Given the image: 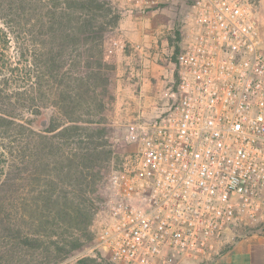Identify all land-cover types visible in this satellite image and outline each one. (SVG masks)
Here are the masks:
<instances>
[{
  "label": "built area",
  "instance_id": "2783aa9c",
  "mask_svg": "<svg viewBox=\"0 0 264 264\" xmlns=\"http://www.w3.org/2000/svg\"><path fill=\"white\" fill-rule=\"evenodd\" d=\"M110 1L131 17L181 0ZM260 2L186 0L182 18L161 28L154 55L174 75L155 113L127 125L119 140L133 147L108 174L94 210L99 260L210 264L263 221Z\"/></svg>",
  "mask_w": 264,
  "mask_h": 264
},
{
  "label": "trees",
  "instance_id": "16d2710c",
  "mask_svg": "<svg viewBox=\"0 0 264 264\" xmlns=\"http://www.w3.org/2000/svg\"><path fill=\"white\" fill-rule=\"evenodd\" d=\"M108 4L105 0H67L65 6L54 3L41 12L48 21L47 28H43V16H38L41 28L31 30L33 50L28 48L27 54L24 43L18 37L15 39L21 50L20 56L25 57V68H20L21 64L1 68L16 76L24 74L25 79L20 81L28 86L26 91L8 93L3 86L9 84V78L6 74L0 77V154L22 153L7 148L11 144L17 145L18 139L33 140L35 155L49 153L56 157L64 145L68 147L69 156L58 162L55 160L56 169L61 168L77 178L79 184L83 183L85 171L94 178L104 163L107 164L111 150H105L101 140L113 129L108 117L114 113L117 73L116 55L106 48L105 34L109 22L116 24L120 17L116 13L110 21L97 20V10L105 12ZM1 5L0 19H4L5 7ZM28 5H31L29 0H16L12 25L21 23L20 18L27 12ZM110 9L112 6L108 7V15ZM6 23L9 26L11 22ZM9 27L7 30L15 32L13 26ZM3 32L6 43H9L12 37L8 31ZM49 106L55 108L56 114L44 130L38 131L33 126L35 119L43 108ZM45 140L47 145L43 144ZM83 191L80 192L82 197L85 195ZM51 194L42 196L41 201L31 208L22 206L14 210L0 206V237L8 238L10 244L40 249L46 216L63 219L67 215L52 205ZM84 205H78L71 214L81 230L93 220L91 205ZM13 214L17 217L15 224L11 222ZM76 247L79 244H73L66 250V255ZM13 259L10 248L0 252V264H11Z\"/></svg>",
  "mask_w": 264,
  "mask_h": 264
},
{
  "label": "rangeland",
  "instance_id": "374dc122",
  "mask_svg": "<svg viewBox=\"0 0 264 264\" xmlns=\"http://www.w3.org/2000/svg\"><path fill=\"white\" fill-rule=\"evenodd\" d=\"M105 1L109 3L105 6V12L97 10V20L99 21H110L112 16L116 14L113 9H110L111 15H108V7L110 8L111 1ZM15 2L16 0H0L1 6L5 7L2 12L4 19H0V70L2 69L1 66L15 67L19 64H21L20 68H25L23 65L25 63V57L20 56L21 50L18 49L15 39L18 37L20 42L24 43V48L28 54V48L33 50L31 46V30L41 28L37 22L38 16H43L45 22L43 28H47L48 21L41 12H45V8L54 3L65 6L67 0H40L39 3H37L38 0H29L31 5H28L29 8L25 14L22 13V17L20 18L21 23L12 25L13 14L16 8ZM182 2L185 3L186 0H181L177 5L167 8L163 12H152L147 16L140 14L131 17L120 16L116 24L109 22L107 25L108 30L105 34L106 48L110 49L108 43L111 37L115 36L113 31L116 28L152 29L173 26L184 14L186 6L184 4L182 5ZM10 10L11 13L9 14ZM77 15L78 17L81 16L80 14ZM257 17L262 32L261 44L264 48V0H261L259 4ZM6 22H11L9 26H13L12 28H15V32H11L9 29L7 30V28L11 27ZM4 30L8 31L9 36L12 37L9 43H6ZM3 74H6V77L9 78V84L3 86L6 92L14 93L27 90L28 83H22L20 81L25 79L24 74L22 76H16L11 71L5 70V68L0 71V77H3ZM115 104L116 100L113 106L114 113L108 117L112 122L113 129L101 140L104 143V149L111 150V154L106 160L107 164L104 163L101 170L99 172L97 171L95 177L93 176L94 178L90 176L91 173L85 171L86 175L83 177L82 184H79L77 178L68 175L61 168H59L60 170L56 169L55 160L58 162L64 160L65 156H69L68 147L64 145L61 146V152L59 151L56 157L49 153L35 155L33 152L35 145L33 140L18 139L19 143L17 145L11 144L7 148L8 150H21L22 153H18L17 151L15 153L13 151V153L6 152L3 155L0 154V206H9L14 210L22 206L31 208V206H35L41 201L40 198L42 196H47L52 193V205L58 206L61 208L60 210L67 213L63 219H55L52 215L46 216V222L43 228L45 235L40 249L27 248L20 244L15 245L12 243V245L8 238L0 237V252L10 248L14 254V259L11 264H96L99 251L96 247V233L93 220L87 225V228L81 230L76 226V221L71 214L73 209L77 208L78 205L85 206L84 204H90L94 217L95 208L103 200L104 184L108 174L120 163L125 151L133 147H128L129 144H122L119 141L126 132V126L114 125ZM55 114L56 110L53 106L43 108L41 114L35 119L34 128L38 131L44 130L50 118ZM43 144L47 145V141L45 140ZM45 151L48 152L47 149ZM82 189L85 192L84 197L80 193ZM83 198L85 200L84 202L82 201ZM50 209L52 210L51 207ZM11 222L12 224L17 222L15 214L12 215ZM26 225L29 226V223ZM260 230H264V219L254 229V231ZM73 244H79V247H76L66 255V250L71 248ZM101 261L106 264H113L107 261V259Z\"/></svg>",
  "mask_w": 264,
  "mask_h": 264
},
{
  "label": "crops",
  "instance_id": "0c3cea01",
  "mask_svg": "<svg viewBox=\"0 0 264 264\" xmlns=\"http://www.w3.org/2000/svg\"><path fill=\"white\" fill-rule=\"evenodd\" d=\"M137 16V15H136ZM116 32V33H115ZM161 28H116L108 46L116 55L115 126H126L155 113L160 89L173 78L172 64L158 61ZM147 46L146 51L136 44ZM146 52V53H145ZM96 264H106L96 260ZM210 264H264V230L247 232Z\"/></svg>",
  "mask_w": 264,
  "mask_h": 264
}]
</instances>
